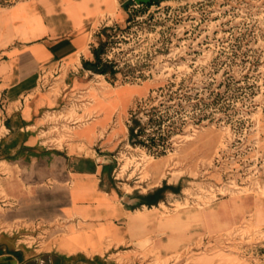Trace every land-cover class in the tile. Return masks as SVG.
I'll return each mask as SVG.
<instances>
[{"label": "crops", "instance_id": "1", "mask_svg": "<svg viewBox=\"0 0 264 264\" xmlns=\"http://www.w3.org/2000/svg\"><path fill=\"white\" fill-rule=\"evenodd\" d=\"M143 6L133 0H0V119L6 127L0 137V264H152L155 257L140 248L147 240L162 258L200 248L195 264H215L216 257L202 256L215 238L250 215L264 223L263 200L230 194L170 228L154 210L168 204L166 193L180 194V180L165 186L161 180L151 194L126 192L117 182L116 151L129 139L127 122L117 114L148 86L111 85L117 90L104 96L106 87L95 80L110 70L99 73L100 45L106 28L121 26L131 8ZM43 74L49 89L41 87ZM81 92L92 99L93 116L58 146V135H48V114ZM224 263L235 264L233 258Z\"/></svg>", "mask_w": 264, "mask_h": 264}, {"label": "rangeland", "instance_id": "2", "mask_svg": "<svg viewBox=\"0 0 264 264\" xmlns=\"http://www.w3.org/2000/svg\"><path fill=\"white\" fill-rule=\"evenodd\" d=\"M105 30L101 58L111 68L95 80L104 96L117 90L111 85L148 86L117 114L129 128L116 151L124 190L151 194L161 180H180V194L166 193L168 204L154 210L170 228L222 196L264 201V0H161L131 8L126 22ZM92 104L85 93L48 114L58 146L93 116ZM215 239L202 255L215 264H264V223L254 215ZM152 245L140 244L152 264L200 257L188 247L162 258Z\"/></svg>", "mask_w": 264, "mask_h": 264}, {"label": "built area", "instance_id": "3", "mask_svg": "<svg viewBox=\"0 0 264 264\" xmlns=\"http://www.w3.org/2000/svg\"><path fill=\"white\" fill-rule=\"evenodd\" d=\"M137 6H140V5L137 4ZM41 87H42L43 89H44V88L49 89V88L51 87L50 82H46V75H45V74L42 75ZM84 94H85V92H81V93H79L78 97H79L80 99H82ZM76 100L78 101L79 99H76ZM4 130H6V127H5V120L0 119V137H3V135H4V133H5ZM221 241H222V240H221ZM222 242H223V241H222Z\"/></svg>", "mask_w": 264, "mask_h": 264}, {"label": "water", "instance_id": "4", "mask_svg": "<svg viewBox=\"0 0 264 264\" xmlns=\"http://www.w3.org/2000/svg\"><path fill=\"white\" fill-rule=\"evenodd\" d=\"M136 4H138V5H149V4H151V3H153V2H155L156 0H133ZM124 201L125 202H128V203H132V202H134L135 200H133V199H131L130 197H126L125 199H124Z\"/></svg>", "mask_w": 264, "mask_h": 264}, {"label": "trees", "instance_id": "5", "mask_svg": "<svg viewBox=\"0 0 264 264\" xmlns=\"http://www.w3.org/2000/svg\"><path fill=\"white\" fill-rule=\"evenodd\" d=\"M159 2H161V0H156L155 2L149 4L148 6H151V5H154V4H158ZM97 63L98 62H96L95 64H97ZM110 68H111L110 66L104 65L103 68H101L99 73L105 74V73H107L109 71ZM111 71H112V69H111ZM148 205L152 206V205H154V203H149Z\"/></svg>", "mask_w": 264, "mask_h": 264}]
</instances>
